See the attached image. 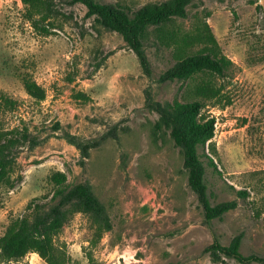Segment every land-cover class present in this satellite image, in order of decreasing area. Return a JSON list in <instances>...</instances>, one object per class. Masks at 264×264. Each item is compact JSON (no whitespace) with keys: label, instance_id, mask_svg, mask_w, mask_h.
<instances>
[{"label":"rangeland","instance_id":"1","mask_svg":"<svg viewBox=\"0 0 264 264\" xmlns=\"http://www.w3.org/2000/svg\"><path fill=\"white\" fill-rule=\"evenodd\" d=\"M103 1L137 8L164 0ZM194 2L179 25L190 30L209 13L206 22L233 63L224 90L231 104L207 108L220 175L207 168L206 179L212 205L234 201L236 208L207 225L178 149L153 134L157 116L145 108V92L161 102L182 94L180 83L158 82L172 65L168 50L146 47L148 78L122 36L96 23L84 5L54 0L57 27L44 36L27 21L20 0H0V128L30 135L18 150L15 187L0 188V236L30 200L50 194V176L62 172L69 184L91 186L112 223L92 248L90 222L75 214L57 237L71 264H239L222 256L213 261L207 250L237 236L243 256L264 257V212L255 219L252 205L264 182L249 176L264 170V0ZM24 81L42 87L44 101L29 97ZM78 92L89 101L75 100ZM65 133L95 144L88 159ZM232 188H247L249 199H238ZM12 264L46 263L28 254Z\"/></svg>","mask_w":264,"mask_h":264},{"label":"trees","instance_id":"2","mask_svg":"<svg viewBox=\"0 0 264 264\" xmlns=\"http://www.w3.org/2000/svg\"><path fill=\"white\" fill-rule=\"evenodd\" d=\"M26 8L25 17L40 35H50L55 29L58 12L54 0H20ZM195 0H164L147 3L134 8L121 2L106 3L103 0H73L87 8V15L106 30L120 34L136 55L143 73L150 78L153 74L146 47L158 46L169 51L172 65L159 77V83H180V99L157 101L152 93L145 92V108L157 116L153 126L154 136H166L182 158L187 172L190 190L197 196L207 225L234 210L236 202L212 205L208 196L207 168L220 175L214 163L216 155L212 140L215 120L208 113L209 105L225 108L231 104L225 90V81L231 76L233 63L222 53L206 19L205 12L190 30H184L179 22L189 18V11L196 6ZM29 97L40 103L45 91L33 81H24ZM75 100L88 102L89 97L81 92ZM246 122V120H244ZM67 143L88 159L95 144L65 133ZM30 141L26 129L22 131L0 128V188L13 189L17 183L13 177L17 164L18 150ZM250 177L260 176L264 182V170L254 171ZM50 194L30 200L23 215L10 221L0 236V264L19 262L28 254H36L46 264H71L70 256L57 237L75 214L85 215L91 228L89 246L94 248L111 231L112 223L103 203L93 193L88 183L69 184L62 172L50 176ZM238 199L247 201L250 190H235ZM254 191V190H252ZM254 218L259 220L264 212V194L252 202ZM258 205V206H257ZM240 236L228 246L218 240L207 249L216 261L220 257L233 259L239 264H264V257L243 256ZM92 260L91 254L86 253Z\"/></svg>","mask_w":264,"mask_h":264},{"label":"crops","instance_id":"3","mask_svg":"<svg viewBox=\"0 0 264 264\" xmlns=\"http://www.w3.org/2000/svg\"><path fill=\"white\" fill-rule=\"evenodd\" d=\"M31 255H36V254H33V253H32Z\"/></svg>","mask_w":264,"mask_h":264}]
</instances>
